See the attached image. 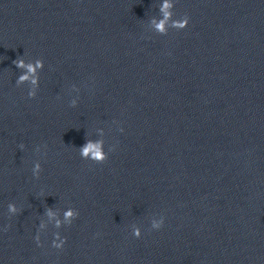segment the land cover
Instances as JSON below:
<instances>
[{
  "label": "water",
  "instance_id": "obj_1",
  "mask_svg": "<svg viewBox=\"0 0 264 264\" xmlns=\"http://www.w3.org/2000/svg\"><path fill=\"white\" fill-rule=\"evenodd\" d=\"M0 264H264V0H0Z\"/></svg>",
  "mask_w": 264,
  "mask_h": 264
},
{
  "label": "clouds",
  "instance_id": "obj_2",
  "mask_svg": "<svg viewBox=\"0 0 264 264\" xmlns=\"http://www.w3.org/2000/svg\"><path fill=\"white\" fill-rule=\"evenodd\" d=\"M163 7H171V5L165 3ZM167 13L165 18H167ZM189 17L187 14L182 16L179 20L173 22V27H175L177 30L184 29L188 25ZM157 29L159 31H164V29L158 24ZM17 69H23L24 71L21 72L18 77L16 78L15 84L17 86H20L24 83L29 84V90L27 95L31 97H35L36 91L38 88L39 83V76L37 75V70L43 68V60L42 59H35L34 61L26 62L23 56H20V58H17L13 61ZM71 106L76 105V100H72L70 102ZM120 131H123L121 128ZM18 147L22 150L24 148L23 143L19 144ZM38 150V149H37ZM79 155L84 160H91L95 163H103L108 159V153L104 150L103 142L99 140H91L88 139L86 142L78 148ZM111 151V149H109ZM41 171V165L39 161L34 162L33 164V175L38 178L39 172ZM8 212L10 214H16L20 211V209L17 208V206L10 202L8 204ZM45 215H47L50 219L54 216H56V211L52 207H48L45 209ZM79 215V212L77 209H74L72 207H68L63 211V222L64 225H70L72 221ZM164 217L161 215L159 219H153L151 221V227L153 229H160L163 225ZM43 225H39V229L42 228ZM55 227L59 229L61 227V220L58 218L56 219ZM7 230V227L5 228V231ZM132 235L135 237H140L141 232L140 228L134 227L132 228ZM54 239L52 240V246L59 249L64 244L66 238L61 237L59 232L53 233ZM35 240L37 242V245H40V237L37 234L35 236Z\"/></svg>",
  "mask_w": 264,
  "mask_h": 264
}]
</instances>
